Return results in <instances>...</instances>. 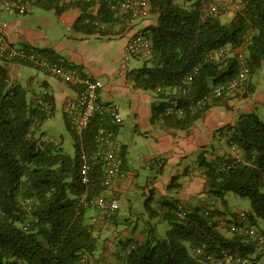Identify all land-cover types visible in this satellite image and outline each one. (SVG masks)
<instances>
[{
    "label": "trees",
    "instance_id": "16d2710c",
    "mask_svg": "<svg viewBox=\"0 0 264 264\" xmlns=\"http://www.w3.org/2000/svg\"><path fill=\"white\" fill-rule=\"evenodd\" d=\"M185 1L194 5L188 8L179 0H150L151 14L158 16V23L141 33L151 40L152 55L133 74L137 87L156 94L151 122L188 131L212 108L225 105L232 111L230 99L255 92L256 86L247 83L249 77L235 90L213 94L215 87L238 76L242 67L239 51L247 56L250 76L264 66V0H245L230 23L221 20L220 12L206 13L208 0ZM96 3L102 5L101 17L83 15L78 25L88 34L103 33L102 25L117 13L99 0H35L33 8L59 15L71 7L85 10ZM221 48L229 50L210 61L208 56ZM35 49L63 67L74 66L54 50ZM9 61L37 67L0 54V264H117L111 256L106 260L105 253L97 263L92 255L99 248L97 222L112 220L120 205L107 214L81 202L86 189L92 198L105 191L104 161L93 164L89 187L82 183L81 167L82 156L98 150V128L107 127L117 140L122 124L106 123L97 116L87 130L79 132L67 113L76 155L66 154L61 144L40 134V127L56 109L53 97L45 94L35 101L21 85L11 88ZM218 136L223 144L218 145L228 148L227 154L214 146L200 154L206 192L224 201L228 192L250 198L252 211L242 212L236 222L227 219L225 227L220 219L223 212L208 204L187 208L181 200L169 199L154 209L150 197L144 235L129 241L130 247L119 256L123 264H237L224 260L226 253L247 258L248 264H264V120L257 112L241 111L233 124L215 131L214 138ZM210 153L216 158L208 159ZM121 154L123 171L129 173ZM157 163L159 170L165 167L163 159ZM91 210L106 216L93 217ZM158 221L171 225L165 236L158 234Z\"/></svg>",
    "mask_w": 264,
    "mask_h": 264
},
{
    "label": "crops",
    "instance_id": "0c3cea01",
    "mask_svg": "<svg viewBox=\"0 0 264 264\" xmlns=\"http://www.w3.org/2000/svg\"><path fill=\"white\" fill-rule=\"evenodd\" d=\"M46 12L48 13H36L33 8L26 15L29 16L26 19L18 18L17 14L12 12L14 18L6 20L9 24L8 27L0 21V33L6 35L8 41L13 45H28L34 48L54 50L62 60L79 67L88 75L95 78L100 77L104 80L102 81L105 83V87L100 92V104L117 106L125 118L124 123L118 128L116 142L120 148L119 150L125 156V169L132 176L128 179H116L111 191H103V194L109 197L114 195L117 200L120 196L125 195L130 204L128 209L130 213L133 212L134 208V195L136 201L144 205L145 208L147 199L150 197L151 200L148 201L150 207L154 209H160V202L169 199H179L187 208H193L197 205L206 207L205 200L209 201L211 195L205 189L206 178L203 175L204 166L200 165V154L203 151H209L206 149L215 140V131L228 124H233L241 111L238 112L235 107L232 111H220L217 107H214L204 116L203 123L197 122L188 131L167 129L162 122H151L156 94L136 86L133 72L141 67L138 66L141 61L136 59V63H131L130 60L129 65H126L125 50L129 40L135 34L144 32L147 28L158 23V16L151 14L146 19H137L131 25H128L125 17L116 14L111 22L103 26V33L88 34L79 27L78 21L80 17L86 14H90L89 17H101V4H93L85 10L76 6L71 7L59 15L53 10H46ZM52 14L57 16L62 24L75 31L74 38L78 41L77 45L69 47L62 41L57 44L55 43L56 35L52 31H43L37 26L36 28L33 27V22L38 16L49 23L54 21ZM15 64L24 63L7 62L6 65L9 71ZM38 69L43 71V75L38 74L37 77H39V83L45 88L43 94L39 96L33 93L30 97V88L24 86L16 74L11 75L10 73V79L24 87L27 90L28 98H31V100L39 101L42 100L43 95L50 94L54 99L55 107L60 102L66 108L67 101L76 97L77 88L44 69ZM123 72L124 74H122ZM246 99H249V97H246ZM251 103L254 104L252 101ZM125 109L128 111H125ZM248 111H253V109L246 107L244 112ZM65 112L67 115V109H65ZM131 118L132 121L129 122ZM129 123L130 125H128ZM122 130L133 133L131 135L133 138H135L134 134H143L146 138L144 144H149L151 153L146 154L145 157L143 155L136 158L129 157L130 147L127 144H119L118 141V135ZM218 151L222 155L226 153V150L221 146H219ZM159 158L164 160L165 167L159 170L158 166L153 165L155 173L149 176L146 182H141L138 162L153 160L156 164ZM215 158V154L210 153L208 156V159ZM100 213L95 211L93 217L105 215L102 212ZM119 216L120 213H115L110 222H116V218ZM145 228H141L137 238H142ZM96 231H99L97 225ZM111 246L108 243L107 249ZM107 249L106 252H108ZM105 259L109 260L110 257L106 255Z\"/></svg>",
    "mask_w": 264,
    "mask_h": 264
},
{
    "label": "built area",
    "instance_id": "2783aa9c",
    "mask_svg": "<svg viewBox=\"0 0 264 264\" xmlns=\"http://www.w3.org/2000/svg\"><path fill=\"white\" fill-rule=\"evenodd\" d=\"M92 1V0H85ZM106 4L117 14L126 18L128 25L137 19H146L151 15L150 0H99ZM35 0H0V7L6 11L17 14H27L33 9ZM245 0H234V6L240 9L244 6ZM206 13L214 14L226 10L228 3L209 1L206 4ZM90 22V19L87 20ZM98 24V23H97ZM7 26V25H6ZM104 25H102L103 27ZM228 48H221L208 56L210 61H217L225 56ZM126 65L132 57L138 60L148 59L152 55V42L141 32L135 34L128 42L125 50ZM0 54L15 60L25 61L42 68L49 73L60 77L66 83L78 88L75 98L69 99L66 103V109L69 113L71 123L79 132L87 130L94 118L99 116L102 121L111 124H123L125 118L117 106L111 104H100V92L104 89L105 83L91 75L84 73L79 67H63L58 62H53L38 52L34 47L26 45L11 44L6 35L0 33ZM241 62V69L238 76L226 83L220 84L214 88V96L222 95L226 90H235L240 84L247 82L250 74L247 65V56L244 51L238 52ZM199 68H196L195 74ZM124 74V72L122 73ZM190 80L193 79L191 75ZM16 83L10 81L9 86L13 88ZM207 97L201 99L199 105L205 103ZM95 139L98 150L92 156L84 154L82 156L83 164L81 167L82 183L91 186L93 183L92 173L93 164L104 161V186L105 191H111L113 183L117 178L131 177L129 173L123 171V159L119 149L115 147V138L113 131L105 126L98 128ZM81 202L85 205L94 206L104 213H113L118 210L119 203L114 196L109 197L106 194H98L93 198L90 196L89 189L83 192ZM224 260L235 262L237 264H248L249 260L237 254L226 253Z\"/></svg>",
    "mask_w": 264,
    "mask_h": 264
},
{
    "label": "rangeland",
    "instance_id": "374dc122",
    "mask_svg": "<svg viewBox=\"0 0 264 264\" xmlns=\"http://www.w3.org/2000/svg\"><path fill=\"white\" fill-rule=\"evenodd\" d=\"M214 1L228 3V7L226 8V10L221 11L219 15H221L220 17L223 22L230 23L235 18V14L238 10L233 4L234 0ZM179 3L188 8L194 5V2L185 0H179ZM34 10L36 13H48L45 9L39 7H34ZM0 13V21L4 22L3 24L7 25L8 27L9 24L6 22V20H11L14 18L12 17V12L6 11L2 7H0ZM26 15L27 14H17L16 16L21 19L29 18V16ZM52 15L54 17V21L50 23L44 21L43 18L38 16L33 22V27L36 28L37 26L43 31H52L54 35H56L55 43L57 44L62 41V43H65L69 47L77 45L78 41L74 38L76 35L75 31L69 29L67 26L62 24V22L58 20L57 16H55L54 14ZM135 61L136 58L132 57L131 63H136L137 61ZM140 61V63H138V66H142L144 63L142 62L143 60ZM9 73H11V75L16 74L20 78V82L27 88H30V97L33 95V93H35L37 96L43 94V90H45V88L39 83V77H37L38 74H40V76L43 75V71H41L37 67L24 64H15L14 67L10 69ZM247 83L254 84L256 86L255 92L248 96L249 99L234 96L232 99L229 100V102L233 107L237 108L238 112H244L246 107H251L253 111L257 112L259 117L264 120V66L254 72L250 76V80ZM235 94H237V92H234V95ZM251 101L254 104H252ZM255 105L256 107L254 108ZM65 109V106L59 102L50 118L47 119L40 127V134L43 133L45 139L48 141L61 144L64 149V152L74 157L76 155V138L74 133L69 130L67 126V115ZM217 109L220 111H227L225 105H219L217 106ZM125 111L128 110L125 109ZM203 118H201L198 123H203ZM131 121L132 118L129 120V122ZM128 125H130V123ZM127 132L129 131L122 130L118 135V141L119 144H127L130 147L129 157L136 158L139 155H143L145 157L146 154L148 155V153H151V148L149 144H144L146 138L143 134H134L135 138H133V136H131L133 133ZM218 144L223 145L220 142L219 136L213 141V145L208 146L207 149L212 151L214 146L215 150L218 151ZM115 147L117 149H120L117 145V142H115ZM224 148L226 147L224 146ZM227 150L229 149L226 148V151ZM153 165L158 166V163L155 164L153 160H150L149 162L141 160L138 162V168L140 172L139 176L141 178V182H146L147 178L155 173ZM133 199L134 208L132 213H130L128 210L130 207L129 201L127 200L126 196L123 195L120 196L118 199L120 205V210L118 211V214L120 213V216L116 218V222L111 223L110 219H108L107 221H98L99 223L97 222V227L99 228V231H97L99 232V248L94 251L92 255V260L96 261V263L97 259H100L105 253V255H108V257L111 256V258L114 259L117 264H123L124 259L119 256L123 255L125 250L130 247L129 241L132 239L135 240V238H137V234L141 230V228L147 226L149 220V212L147 211L144 205H141L138 201H136L135 195ZM205 202L208 204V207L211 206V208L219 209L223 212L224 218L221 217L220 219L225 227L229 225V221L227 219H232L236 222L240 219L239 215L242 212L250 213L252 211L251 199L239 196L234 192H228L225 196V201L222 198L211 195V199L209 201L205 200ZM89 212L91 213V215L95 213L93 210ZM158 219L159 218H157V220ZM170 227L171 225L168 222L158 221V234L165 236ZM114 237L116 240H113ZM111 241L114 243V248L111 246L109 249H107L108 243L112 245ZM106 249L108 251V254L106 252ZM259 264H262V262H260Z\"/></svg>",
    "mask_w": 264,
    "mask_h": 264
},
{
    "label": "clouds",
    "instance_id": "9594fccd",
    "mask_svg": "<svg viewBox=\"0 0 264 264\" xmlns=\"http://www.w3.org/2000/svg\"><path fill=\"white\" fill-rule=\"evenodd\" d=\"M209 2V1H208ZM206 6V5H205ZM205 11H206V7H205ZM75 87V86H74ZM77 88V87H76ZM77 90H78V88H77ZM68 112V111H67Z\"/></svg>",
    "mask_w": 264,
    "mask_h": 264
}]
</instances>
